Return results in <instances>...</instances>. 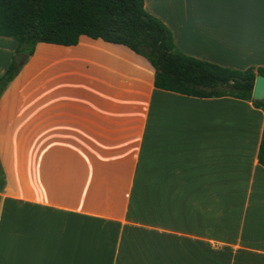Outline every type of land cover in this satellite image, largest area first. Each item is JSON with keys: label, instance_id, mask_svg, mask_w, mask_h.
I'll return each mask as SVG.
<instances>
[{"label": "crops", "instance_id": "crops-1", "mask_svg": "<svg viewBox=\"0 0 264 264\" xmlns=\"http://www.w3.org/2000/svg\"><path fill=\"white\" fill-rule=\"evenodd\" d=\"M144 9L182 54L264 69V0ZM153 80L122 45H36L0 96V264H264L262 110Z\"/></svg>", "mask_w": 264, "mask_h": 264}, {"label": "trees", "instance_id": "trees-1", "mask_svg": "<svg viewBox=\"0 0 264 264\" xmlns=\"http://www.w3.org/2000/svg\"><path fill=\"white\" fill-rule=\"evenodd\" d=\"M0 36L17 43L0 77V96L21 69L16 55L31 57L39 43L75 46L86 36L125 46L147 60L156 89L196 98L251 101L264 114V100H252L254 80L264 76L263 68L231 70L182 54L170 31L145 11L144 0H0ZM258 163L264 167V127Z\"/></svg>", "mask_w": 264, "mask_h": 264}, {"label": "water", "instance_id": "water-1", "mask_svg": "<svg viewBox=\"0 0 264 264\" xmlns=\"http://www.w3.org/2000/svg\"><path fill=\"white\" fill-rule=\"evenodd\" d=\"M28 56L26 54H18L16 56V61L18 66H22ZM252 100L253 101H263L264 100V76L258 75L254 80L253 90H252Z\"/></svg>", "mask_w": 264, "mask_h": 264}, {"label": "rangeland", "instance_id": "rangeland-1", "mask_svg": "<svg viewBox=\"0 0 264 264\" xmlns=\"http://www.w3.org/2000/svg\"><path fill=\"white\" fill-rule=\"evenodd\" d=\"M210 261H211V263H212V262L217 261V259H216L215 257L211 256Z\"/></svg>", "mask_w": 264, "mask_h": 264}]
</instances>
